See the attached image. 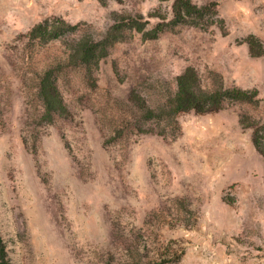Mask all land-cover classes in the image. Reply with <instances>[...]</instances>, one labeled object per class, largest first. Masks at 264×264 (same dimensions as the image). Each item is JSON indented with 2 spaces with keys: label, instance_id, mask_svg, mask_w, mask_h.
<instances>
[{
  "label": "rangeland",
  "instance_id": "rangeland-1",
  "mask_svg": "<svg viewBox=\"0 0 264 264\" xmlns=\"http://www.w3.org/2000/svg\"><path fill=\"white\" fill-rule=\"evenodd\" d=\"M192 1L210 10L196 24L171 23L173 0H0V231L11 264H264V157L253 142L264 134V0ZM114 13L173 29L150 38L126 27L101 60L72 64L70 42L101 41ZM38 24L67 30L45 39L32 34ZM187 67L205 89L258 93L173 122L141 119L138 103L165 102ZM49 68L68 112L42 121Z\"/></svg>",
  "mask_w": 264,
  "mask_h": 264
},
{
  "label": "trees",
  "instance_id": "trees-1",
  "mask_svg": "<svg viewBox=\"0 0 264 264\" xmlns=\"http://www.w3.org/2000/svg\"><path fill=\"white\" fill-rule=\"evenodd\" d=\"M207 8L208 5L199 6L192 0H173L170 11L172 15L171 23L193 22L192 24H196L197 22L192 21L191 18L205 16L210 12ZM151 16L157 17L158 15ZM144 18L142 14L114 13V23L101 41H94L88 36H81L74 38L70 42L68 60L72 64L91 63L92 60L98 62L106 56L109 48L124 38V28L135 27L139 32L144 31L145 26L149 24V20ZM172 29L169 25L163 23L153 30L144 31V36L152 38L162 31ZM60 30H57V26L38 24L33 28L32 34L34 36H45V39H52L63 33L67 28ZM249 43L253 55L262 54V51H259V43L251 38L249 39ZM176 85V91L168 95L167 100L156 107H150L144 102L138 103V108L141 112L140 118L146 120L157 119L160 121L170 120L173 122L181 112L190 110L199 113L216 111L222 107L224 101L227 99L254 102V98L258 93L257 90H245L236 87L225 88L223 86L205 89L201 86L199 77L193 67H187L178 75ZM38 94L43 107L42 121H53L57 116L67 114V106L53 77L52 68L45 70L40 75ZM3 122L0 119V126L3 125ZM253 142L264 157V134L256 131L253 136ZM0 264H11L9 251L1 231Z\"/></svg>",
  "mask_w": 264,
  "mask_h": 264
}]
</instances>
